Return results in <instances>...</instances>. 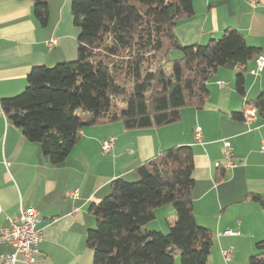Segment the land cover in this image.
Here are the masks:
<instances>
[{
    "label": "trees",
    "instance_id": "1",
    "mask_svg": "<svg viewBox=\"0 0 264 264\" xmlns=\"http://www.w3.org/2000/svg\"><path fill=\"white\" fill-rule=\"evenodd\" d=\"M36 20L45 25L48 0H32ZM79 28L76 58L33 66L20 93L0 101L5 117L23 136L40 143L57 165L86 125L120 122L125 129L177 122L181 109H202L208 79L220 67L245 70L260 53L234 28L206 43L182 44L174 27L193 15L192 0H71ZM171 50L180 51L172 59ZM236 92L245 97L241 71ZM264 121V91L244 101ZM233 111L231 119H244ZM255 117V118H256ZM193 150L174 145L135 168L136 181L115 178L109 193L89 206L95 227L85 236L93 264H205L213 245L210 229L196 223L192 208ZM216 179L224 176L217 168ZM249 199L264 212V195ZM172 205L167 232L151 231L155 210ZM247 264H264V239Z\"/></svg>",
    "mask_w": 264,
    "mask_h": 264
},
{
    "label": "crops",
    "instance_id": "2",
    "mask_svg": "<svg viewBox=\"0 0 264 264\" xmlns=\"http://www.w3.org/2000/svg\"><path fill=\"white\" fill-rule=\"evenodd\" d=\"M70 4L71 0H48L47 22L42 25L34 16L32 0H0V101L24 90L33 66L76 58L79 28ZM192 6L193 15L174 27L182 44H203L234 28L248 45L264 51V9L252 8L246 0H192ZM49 40H53L50 46ZM254 67L255 59L245 70L220 67L208 79L210 95L204 107L182 108L177 122L143 129H125L120 122L86 125L66 159L57 165L43 155L40 143L28 141L5 117L0 104V225L16 215L20 205L35 207L41 215L37 225L41 241L31 264H93L92 251L85 245L86 233L95 225L90 204L109 193L111 180H136L135 168L145 160L165 148L189 145L194 163V218L213 235L205 264H247L257 252L256 242L264 239V212L247 196L264 195V121L231 119L229 114L241 112L244 101L264 91V67L253 74ZM239 71L245 81L244 99L235 89ZM195 125L201 127V143L194 140ZM110 136L114 145L103 152L102 142ZM224 139L230 142L235 165L224 169V176L217 180V168H221L217 164L224 162ZM73 189L78 190L76 197L65 195ZM164 209L167 215L160 222L157 219ZM154 213L152 221L158 222L153 228L162 232L175 219L169 206ZM226 230L233 234H225ZM225 250H229L228 258ZM10 251V246L0 245V254ZM15 264L28 263L18 260Z\"/></svg>",
    "mask_w": 264,
    "mask_h": 264
},
{
    "label": "built area",
    "instance_id": "3",
    "mask_svg": "<svg viewBox=\"0 0 264 264\" xmlns=\"http://www.w3.org/2000/svg\"><path fill=\"white\" fill-rule=\"evenodd\" d=\"M252 8L264 9V0H246ZM53 40L47 41L50 46ZM264 67V51L260 52L255 58V67L251 71L257 74ZM219 85L222 82H218ZM244 120L250 121L256 117V111L251 106H246L243 109ZM193 135L195 142L201 143L202 132L198 125L193 126ZM114 145V137L110 136L102 142V151H108ZM224 149V162L218 163L217 166L223 169L233 167L235 165L232 159V148L228 140H222ZM261 150L264 152V143L261 145ZM65 195L76 197L78 190L73 189L67 191ZM77 211L73 209L72 214ZM41 220L39 211L32 206L23 207L20 205L16 215L7 218L5 225H0V245H8L11 251L0 254V264H15L18 260L31 264L36 261L39 253L38 244L41 241V231L37 228ZM225 234H233L231 230H226ZM229 250L223 251L225 258H228Z\"/></svg>",
    "mask_w": 264,
    "mask_h": 264
},
{
    "label": "rangeland",
    "instance_id": "4",
    "mask_svg": "<svg viewBox=\"0 0 264 264\" xmlns=\"http://www.w3.org/2000/svg\"><path fill=\"white\" fill-rule=\"evenodd\" d=\"M174 53H176V55H175ZM169 56H170V58H172V59H176V58H178V57L180 56V51H178V50H171L170 53H169ZM258 73H259V72H258ZM258 73H257V74H258ZM253 74H254V73H253ZM133 181H136V180H129V182H133ZM164 206H169L170 208H173L172 205H170V204H166V205H164ZM160 215H161V217L158 216L160 219H157V220L160 221V222H162V221H164V220H163L164 217H166V215H167V211H165V209H164V211H161ZM167 218H168V217H167ZM158 221H151V222H149V223H148V228H149V230H151V231L158 230V229L153 228V224L155 225L156 222H158ZM94 227H95V225H94ZM94 227H93V228H94ZM154 227H155V226H154ZM159 231H160V230H159ZM163 232L166 233L167 230H165V231H163ZM175 264H180L179 258H176V260H175Z\"/></svg>",
    "mask_w": 264,
    "mask_h": 264
}]
</instances>
